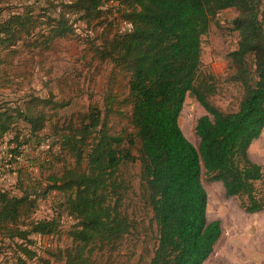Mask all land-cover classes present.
<instances>
[{
	"label": "trees",
	"instance_id": "trees-1",
	"mask_svg": "<svg viewBox=\"0 0 264 264\" xmlns=\"http://www.w3.org/2000/svg\"><path fill=\"white\" fill-rule=\"evenodd\" d=\"M10 1L0 0V5ZM117 2V12L129 28L104 40L94 49L93 57L110 64L126 81L127 94L120 104L130 107L134 136L127 142L132 147L134 138L138 140V157L122 147L124 138L110 133L106 118L115 112L110 94L105 97L104 116L96 107H89L62 127L55 126V141L48 146L50 151L58 147L53 158L61 168L51 167L49 175L41 179L43 184L36 181L29 191L19 179L21 195L0 186V244L7 239L27 260L35 258L30 237L56 235L59 217L33 220L31 216L37 199L56 193L75 225L67 235L70 246L54 256L63 264H91L90 255L95 250L115 248L130 231L131 225L121 211L123 196L117 173L124 162L137 160L146 203L156 226V246L149 264H203L221 236V225L219 221H207L201 164L210 182L221 183L226 198L240 199L245 213L256 214L264 209L263 191L257 188L264 178V167L248 155L251 144L264 132L262 1ZM101 7V0H72L68 9L80 15V20L89 21L101 16ZM229 9L237 13L231 31L238 41L228 59L232 80L243 93L237 110L223 113L209 100L212 86L198 76L202 37L216 15ZM47 24L52 38L71 32L63 16ZM38 27L30 12L10 15L0 23V52H14L11 48ZM39 36L47 46L42 33L36 40ZM187 95L205 111L194 129L198 149L185 138L178 124ZM48 104L57 109L66 106L51 98L31 96L28 102L0 108V144L7 136L12 138L9 142L17 143L12 157L19 156L22 144L42 147L48 139L42 134L52 118V113L45 111ZM17 261L25 264L20 257Z\"/></svg>",
	"mask_w": 264,
	"mask_h": 264
},
{
	"label": "rangeland",
	"instance_id": "rangeland-1",
	"mask_svg": "<svg viewBox=\"0 0 264 264\" xmlns=\"http://www.w3.org/2000/svg\"><path fill=\"white\" fill-rule=\"evenodd\" d=\"M101 1V16L89 21L80 20V15L68 9L72 0H12L0 5V23L10 15H27L30 12L33 21L39 26L29 30V34L11 48L14 52H0V108L28 102L31 96L51 98L53 102L66 104L58 109L53 104L45 107L48 114L52 113V118L42 132L48 138L42 147L22 144L19 156L12 157L11 151L17 143L9 142L12 138L7 136L0 144V186L13 194L21 195L17 188L19 179L23 180L24 190L29 191L32 184L36 186V181H42L49 175L51 167L55 170L61 168L60 164H54L53 158L58 147L50 151L48 146L56 138L54 127H62L69 119L86 113L89 107H96L104 116L105 97L109 94L114 99L112 109L115 111L106 118L110 133L124 138L122 147L128 149L131 156L138 157V140L134 138L132 147L127 142L130 136H134L129 122L130 107L120 104L127 94L126 81L110 64L101 63L93 57L96 47L114 34L123 32L129 25L117 12V0ZM261 1L264 13V0ZM236 15L232 9L220 12L212 21L208 33L202 37L198 78L212 86L209 100L223 113L235 112L243 93L241 86L232 80L233 70L228 59V54L237 47V34L231 31V21ZM62 16L71 32L62 38H52L47 22ZM40 33L47 39V46L43 37L39 36L36 40ZM248 62L250 65V60ZM203 115V108L192 96L187 95L178 124L185 138L196 149L199 139L194 129L197 120ZM21 129H24L23 126ZM22 142L19 140V143ZM248 155L252 162L264 167V132L251 144ZM20 173L23 176L19 178ZM117 177L123 196L121 211L131 228L115 248L95 250L90 255V262L149 264L156 246V226L140 180V163L137 160L124 162L119 167ZM201 180L207 193V221H219L221 225V236L203 264L263 263L264 209L256 214L245 213L240 207L239 198H226L221 183L207 179L202 164ZM257 188L263 191L264 196V178ZM37 200L31 219L59 217L57 234L30 237L34 242L31 249L37 253L30 260L9 240H4L0 244V264H21L17 261L18 257L25 264H63L54 255L70 246L71 240L67 235L75 221L63 209L58 194L50 193Z\"/></svg>",
	"mask_w": 264,
	"mask_h": 264
},
{
	"label": "crops",
	"instance_id": "crops-1",
	"mask_svg": "<svg viewBox=\"0 0 264 264\" xmlns=\"http://www.w3.org/2000/svg\"><path fill=\"white\" fill-rule=\"evenodd\" d=\"M264 263V262H263ZM262 264V263H261Z\"/></svg>",
	"mask_w": 264,
	"mask_h": 264
}]
</instances>
